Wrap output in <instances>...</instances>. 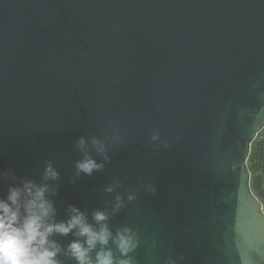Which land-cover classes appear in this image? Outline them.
Segmentation results:
<instances>
[{
	"label": "water",
	"instance_id": "obj_1",
	"mask_svg": "<svg viewBox=\"0 0 264 264\" xmlns=\"http://www.w3.org/2000/svg\"><path fill=\"white\" fill-rule=\"evenodd\" d=\"M262 131L264 0H0V264H264Z\"/></svg>",
	"mask_w": 264,
	"mask_h": 264
},
{
	"label": "crops",
	"instance_id": "obj_2",
	"mask_svg": "<svg viewBox=\"0 0 264 264\" xmlns=\"http://www.w3.org/2000/svg\"><path fill=\"white\" fill-rule=\"evenodd\" d=\"M262 131L257 140L252 144V150L250 155V160L248 162V168L251 172V191L255 194L258 200L263 204L264 210V174L261 175L258 171L262 165H264V149L261 151V148L256 146L257 142L262 138Z\"/></svg>",
	"mask_w": 264,
	"mask_h": 264
},
{
	"label": "rangeland",
	"instance_id": "obj_3",
	"mask_svg": "<svg viewBox=\"0 0 264 264\" xmlns=\"http://www.w3.org/2000/svg\"><path fill=\"white\" fill-rule=\"evenodd\" d=\"M256 146L258 148H261V151L264 149V133L262 134V138L257 142ZM258 171L261 172L260 174H264V165H262L260 168H258Z\"/></svg>",
	"mask_w": 264,
	"mask_h": 264
}]
</instances>
